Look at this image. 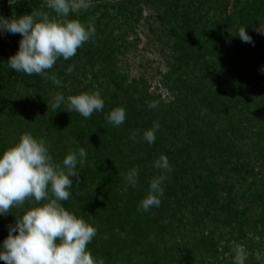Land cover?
I'll return each mask as SVG.
<instances>
[{"label":"trees","instance_id":"1","mask_svg":"<svg viewBox=\"0 0 264 264\" xmlns=\"http://www.w3.org/2000/svg\"><path fill=\"white\" fill-rule=\"evenodd\" d=\"M33 9L55 15L46 0H0L5 18ZM74 18L96 32L48 70L59 87L10 69L22 37L0 33V152L25 132L44 138L56 163L85 148L62 203L97 229L87 248L105 264H233L234 244L245 264H264V0H93ZM244 26L254 43L235 34ZM93 90L105 103L90 118L51 107L57 92ZM115 107L126 110L119 127L104 118ZM162 154L172 171L161 204L140 211ZM29 207L0 216V243Z\"/></svg>","mask_w":264,"mask_h":264},{"label":"clouds","instance_id":"2","mask_svg":"<svg viewBox=\"0 0 264 264\" xmlns=\"http://www.w3.org/2000/svg\"><path fill=\"white\" fill-rule=\"evenodd\" d=\"M9 3L14 4L16 0ZM46 7L55 15L33 9L31 13L11 18L0 16V33L22 37L18 51L7 61L10 69L28 76L39 75L59 87L61 79L55 74L49 76L48 70L58 59L67 61L74 57L96 32L91 22L84 24L69 16L86 12L93 7V0H46ZM256 31L264 35V23L259 22ZM235 34L242 42L254 43L245 26ZM73 67L67 69L69 74ZM104 103L100 90L68 97L57 92L51 107L61 109L66 104L62 109L75 111L87 119L94 112L103 111ZM157 107V101L149 104V108ZM104 118L109 125L119 127L126 119V110L115 107ZM159 129V122H154L143 132V139L148 144L154 143ZM50 147L44 138L25 132L18 142L0 152V216L11 212L13 207L23 208L25 201L31 202L23 215L16 216L15 225L9 226L8 236L0 243V260L5 264H105L102 257L93 256L87 248L97 229L62 203L70 198L73 178L79 181L77 167L83 166L87 152L83 147L70 149L62 163H56ZM154 167L160 174L150 181L147 195L138 205V210L143 212L160 206L163 183L172 171L168 157L163 154L154 162ZM126 182L131 187L137 186L138 169L133 168L126 174ZM233 253V264H245V250L241 245L234 244Z\"/></svg>","mask_w":264,"mask_h":264},{"label":"rangeland","instance_id":"3","mask_svg":"<svg viewBox=\"0 0 264 264\" xmlns=\"http://www.w3.org/2000/svg\"><path fill=\"white\" fill-rule=\"evenodd\" d=\"M159 60H157V62H158Z\"/></svg>","mask_w":264,"mask_h":264}]
</instances>
